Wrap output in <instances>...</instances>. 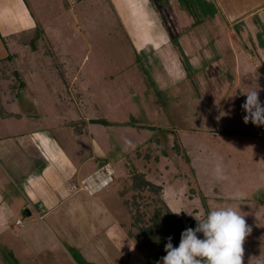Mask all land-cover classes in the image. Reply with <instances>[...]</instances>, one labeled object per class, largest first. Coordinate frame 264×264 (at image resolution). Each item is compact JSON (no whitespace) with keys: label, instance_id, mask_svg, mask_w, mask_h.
<instances>
[{"label":"rangeland","instance_id":"rangeland-1","mask_svg":"<svg viewBox=\"0 0 264 264\" xmlns=\"http://www.w3.org/2000/svg\"><path fill=\"white\" fill-rule=\"evenodd\" d=\"M26 2L33 23L19 27L23 13L12 6L0 29L9 48L0 49V99L17 100L10 110L20 113L0 118V150L11 159L0 154L5 201L23 198L20 178L51 168L45 148L41 157L20 149L41 132L78 165L74 134H91L114 179L43 220L33 210L1 220L0 264H127L103 229L123 222L135 236L143 227L156 231L164 205L201 218L210 208L239 206L251 228L243 264H264V125L245 124L241 107L251 88L264 103V0ZM8 53L13 59H2ZM186 211L173 215L189 226ZM17 217L24 225L14 226ZM166 243L154 248L160 256Z\"/></svg>","mask_w":264,"mask_h":264},{"label":"crops","instance_id":"crops-1","mask_svg":"<svg viewBox=\"0 0 264 264\" xmlns=\"http://www.w3.org/2000/svg\"><path fill=\"white\" fill-rule=\"evenodd\" d=\"M12 6L19 9L20 14L23 13L22 17H20L18 20L19 27L21 26L22 29L24 27L28 28L33 22L29 18L30 14L26 0H0V29L2 30L3 25H5L6 27L8 26L9 21H5L6 15L4 13L5 9ZM4 34L6 35V33ZM3 44L4 43H2V39H0V49L1 45L3 46ZM16 102L17 100H8L7 102V100L0 99V118L2 117L3 119H5V117L20 116V113L11 111L15 108L14 104ZM74 135H77V139H79L80 141L78 145H80L81 147L79 149V151H81V154L79 156L82 158L83 162L81 165L75 163L73 157L75 156V154L73 156L70 155V153H68L66 149L61 150L62 153H56L55 149L50 146L53 145V143H55L56 141L50 140L47 135L43 134L42 132L40 133V136L38 134L40 139H38L36 134L27 136V140H29L30 142L27 141V143H25L27 144V146H23L22 144L20 149L22 150L26 147L27 149H33V152L36 153V156L41 157L40 151H42V147L45 148L46 152H49L50 154L48 156H50L49 162L52 163V166L51 168L44 169L43 165H41L43 168L40 167V169H36L38 172L34 176L28 177L27 179L20 178L23 198H18L15 203H6L5 198L3 196V192H1L2 189H0V221H4L10 215H16L17 213L23 210L26 213L27 211H29L30 214L27 213L29 216L33 214V211H36L37 215H39V218L43 220L45 217H47V215L53 214L54 211L57 212V210L60 209L63 205H65L69 199L75 197L79 193H84L88 196L95 197L101 192L100 191L97 194L91 195L86 191L80 190L79 188L81 187L82 181L92 174L89 173V171L92 169L90 167V160L97 159V166L99 168V165L101 163L103 164L109 162L107 154H105L101 146L98 144V141L86 131H82ZM2 140H4V138H0V142L3 144ZM86 142H88V145L94 147L90 155L89 153H87V150L85 151ZM45 150L43 151L45 152ZM0 154L1 156L3 155V157H6L5 159L11 160L8 156L10 153H8L7 151L5 152V149L3 147L0 150ZM48 156L47 153H45L44 157ZM19 159L20 163L21 159L22 161L24 160V158L21 157ZM15 163L17 162L15 161ZM15 163L13 164V167H15L13 168V171L20 177L21 171L19 170L18 165ZM88 173L89 175H87ZM78 203L82 204V202ZM19 219L20 217H17V220ZM16 222L14 224L15 227L24 225L23 221L19 225H16ZM123 224V222H120L119 225H121V227L116 226L119 230H108L104 228L103 231L105 236H111V239L115 243L116 249L122 255V258L127 261V264H160L161 257L164 256L166 253L163 252L160 256L159 252L157 253L155 249H150L148 247L143 246L142 244H140V247L138 242L136 241L137 238L135 239V233H133L132 230L127 229V227ZM93 243L94 246H92L96 247V245H98L99 243L98 239H96ZM106 247L107 246H104L103 244L98 245L96 247V251H99L100 255L102 254L103 256H105V258L107 256V252L105 250ZM66 255L71 258L68 252H66ZM121 263L124 264L122 260ZM107 264H110V262H108Z\"/></svg>","mask_w":264,"mask_h":264},{"label":"clouds","instance_id":"clouds-1","mask_svg":"<svg viewBox=\"0 0 264 264\" xmlns=\"http://www.w3.org/2000/svg\"><path fill=\"white\" fill-rule=\"evenodd\" d=\"M259 91V88H251L243 93L246 100L241 107L246 113L243 116L245 124L251 121L257 126L264 125V103L259 99ZM230 198L243 197L234 194ZM238 207L210 208L203 218L184 209L170 208L176 215L186 211L197 223L195 228L188 227L181 232L178 246H173L171 237L167 238L162 264H243V243L251 228ZM198 234H202V238Z\"/></svg>","mask_w":264,"mask_h":264},{"label":"trees","instance_id":"trees-1","mask_svg":"<svg viewBox=\"0 0 264 264\" xmlns=\"http://www.w3.org/2000/svg\"><path fill=\"white\" fill-rule=\"evenodd\" d=\"M0 39H2L1 33H0ZM2 40L4 43L5 49L8 50L9 48L6 44L5 39L3 38ZM12 59H13V54H11V53H8V55L4 58V60H12ZM18 73L19 72H17V74ZM93 122H96V123L100 122V123L109 124V122H107L105 120H99V119H94ZM144 127L146 128V126H144ZM235 133H238V132L235 131ZM239 133H243V132L241 131ZM146 183L148 186L154 187V184H152L151 182H146ZM164 208L167 211V213L164 216H162V217H164V219L161 220V221H163V224L157 225V223H155L157 225L156 231H154V229L151 226H148L145 228L144 227L141 228L140 229L141 233H139V235L136 234V237L138 239L141 238V241H142L141 243L143 246L148 247L150 249H154L155 247L161 246L165 241H167L168 237H172L173 246H178L179 242H180L181 232L188 227L195 228L196 223H197L196 220H194V219L190 220V224L188 226L182 221L181 218H178L175 215H173V213L169 211L168 206L164 205ZM158 219L159 218L156 216L155 222H157ZM144 231L150 232L149 238L145 237V234H143ZM163 252L165 253V251H163Z\"/></svg>","mask_w":264,"mask_h":264},{"label":"built area","instance_id":"built-area-1","mask_svg":"<svg viewBox=\"0 0 264 264\" xmlns=\"http://www.w3.org/2000/svg\"><path fill=\"white\" fill-rule=\"evenodd\" d=\"M114 169L109 164L106 163L96 169L93 174L89 175L82 181L81 187L79 188L82 191H86L87 193L93 195L104 188L108 187V185L113 181ZM22 220H17L16 225L21 224Z\"/></svg>","mask_w":264,"mask_h":264},{"label":"water","instance_id":"water-1","mask_svg":"<svg viewBox=\"0 0 264 264\" xmlns=\"http://www.w3.org/2000/svg\"><path fill=\"white\" fill-rule=\"evenodd\" d=\"M27 213H28V214H30V212H29V211H27Z\"/></svg>","mask_w":264,"mask_h":264}]
</instances>
